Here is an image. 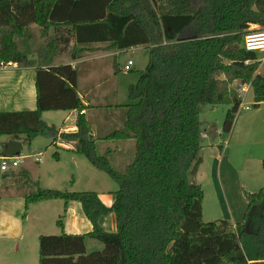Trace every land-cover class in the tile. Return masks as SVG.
<instances>
[{
  "label": "trees",
  "instance_id": "16d2710c",
  "mask_svg": "<svg viewBox=\"0 0 264 264\" xmlns=\"http://www.w3.org/2000/svg\"><path fill=\"white\" fill-rule=\"evenodd\" d=\"M31 24L47 40L45 54L71 42L73 58L138 45L148 50V63L136 70L137 81L128 87V102L95 106L102 120L80 113L77 130L60 134L74 141L71 151L118 184L111 206L93 190L31 188L23 172L0 175V197L10 193L1 179L15 176L11 185L27 206L62 199L65 212L75 200L93 224L91 232L66 233L61 214L62 232L39 236V264H264V186L245 190L247 208L234 224L203 219L204 190L194 180L203 149L199 105L233 104L222 127L231 132L243 102L232 88L235 81L251 85L254 107L264 101L260 51L243 43L251 26L264 28V0H0V61L31 63L17 44L31 37ZM113 68L116 74L122 70L116 56ZM78 75L70 64L38 67L37 108L1 111L0 135L24 143L37 136L55 140L59 132L42 113L87 107L77 89ZM100 140L114 146L100 152ZM123 141H133L132 154L130 147H119ZM120 155L123 170L111 160ZM54 157L59 159L58 151ZM111 212L114 232L103 227ZM87 237L104 247L88 251Z\"/></svg>",
  "mask_w": 264,
  "mask_h": 264
},
{
  "label": "rangeland",
  "instance_id": "374dc122",
  "mask_svg": "<svg viewBox=\"0 0 264 264\" xmlns=\"http://www.w3.org/2000/svg\"><path fill=\"white\" fill-rule=\"evenodd\" d=\"M22 42L24 40H21L20 44L21 49L24 50ZM258 57L261 60L259 72L264 76V53L258 52ZM129 59L134 62V65L131 67L132 70L123 69L117 75L120 81L118 89L122 97L120 100L124 99L125 103L129 101L128 86L137 81L138 74L136 70L144 69L148 63L147 48H131L123 51L119 55V61L123 65ZM232 87L243 98V103L236 114V120L240 113L244 115L243 118L239 119L238 126L236 127L235 120L233 125L235 129L232 136V130L231 132H225L222 127L226 113L228 109L232 108L233 104L223 103L212 105L202 103L199 105L198 117L201 121V142L203 144L201 151L202 161H212L213 155L220 153V145H222L225 151L229 147L228 161H232L239 168V173L235 174L233 178H230V192H232L233 199L230 201V206L225 202L226 207L219 203L214 189L207 179H204L200 173L194 177L195 182H202L204 190L203 219L207 221L227 218L224 216V209L229 208L230 210V207L232 208V213H238L242 219L247 208L245 190L250 192L258 191L264 186V168L262 161H259V158L264 156V104L260 109H256L253 106L255 101L251 85L241 87L239 83H235L232 84ZM99 100L96 102H99ZM93 114H96V112H93ZM93 114L88 115L93 117ZM96 115L99 116L98 112ZM247 115H250V117H247ZM3 138L4 136L0 135V140ZM51 140L52 137H50V141L48 140L47 143L45 136H39L33 143L26 142L21 150L20 155L25 156V159H23L25 163H32L36 160L37 156L42 155L43 160L41 165H33L34 168L33 170L31 169V174L33 172L31 179L35 181H31V188L43 186L69 191H94V188L109 189L113 187L118 189V184L107 173L94 168L85 156H71L62 147L51 146ZM128 143H132L131 146H127V148L130 147L128 150L130 155L134 148L133 141ZM110 144L112 145V142ZM106 146L108 144L105 143L103 146V144L101 145L99 143V151L104 152ZM55 151L59 152V159L54 157ZM111 160L119 170L124 169L123 165L118 163L123 164L124 162L121 155L117 159L113 156ZM117 160L119 161L117 162ZM1 162L2 160L0 159V165ZM89 167L96 173L94 178L88 173ZM15 171L19 173L20 167L16 168ZM103 180L106 181L105 186L102 184ZM8 181L13 182V178L9 180L8 178L3 179V182ZM16 191L21 194L20 190ZM63 210L64 201L62 199L47 201L38 204V206H31L28 218L22 227V235L20 233V235L14 238L7 239L6 235H2L0 232V264H39V236L41 234H58L60 232L57 226V220L60 214L63 213ZM103 247L102 242L97 239H92L89 242L87 250H101Z\"/></svg>",
  "mask_w": 264,
  "mask_h": 264
},
{
  "label": "crops",
  "instance_id": "0c3cea01",
  "mask_svg": "<svg viewBox=\"0 0 264 264\" xmlns=\"http://www.w3.org/2000/svg\"><path fill=\"white\" fill-rule=\"evenodd\" d=\"M53 33L54 31L52 27L49 30V36L53 35ZM17 44L19 48H21L20 45L21 40H17ZM22 44L24 46V50L28 52V58L30 59L31 63L23 64L12 61L13 64H8V63L7 65L0 64V112L36 109L37 108V81H36L37 68L38 67L48 68L49 66H55L59 64H70L73 68H76L79 72L77 89L84 104L87 105V107L81 111L77 109L47 110L42 113V118L48 125L55 127L59 132L55 140L52 138L50 143L51 146L62 147L66 152H69L71 156L80 155L71 151V149L73 148L74 141L65 140L60 136V134L62 132H75L77 130V118L80 113H84L89 118H91L92 116L88 114H93V112H96V114L97 112L98 114L101 113V111L98 108H95V106L104 107L110 104L114 105V104H122L123 102L125 103L124 99L120 100V98L122 99L120 90L118 89V85L120 81L117 78L118 73L116 74L113 68L114 56H116V60L120 64V67L123 70L124 65L120 63L119 55L123 51L129 50L131 48L145 47V46L138 45V46L130 47L125 50H116V51L86 52L82 57L73 58L71 56L70 50L74 45V42H71V44H69V46H67V48L64 50L60 51L59 47H57L55 51L45 54L47 40L45 37L42 36L41 29L36 24H31V37L28 40L22 42ZM235 83H239V82L235 81L233 84ZM110 86L114 88L111 89ZM242 86L245 87L246 85H241V87ZM97 100H99V102H96ZM263 104L264 101L261 102V104L258 107H256V109H260V107ZM96 114H93V117H95ZM99 116L102 120L103 115L99 114ZM243 116H244L243 113H240L237 116L235 127L238 126L239 119L243 118ZM247 117H250V115H247ZM234 129L235 128L233 127L231 136L234 132ZM92 135L95 136L93 133ZM3 136L4 138L0 140V154H1L0 157L5 155L7 142L9 139L12 138L9 135H3ZM38 137L39 136L35 137L30 143H33ZM46 140L48 143V140L50 141V137H46ZM19 141L22 142L24 147L25 143L22 140ZM128 142L130 141L118 142L119 147L127 148V146H131L132 143H128ZM99 143L101 145L103 144V146L105 143L110 146L114 144L112 142L111 145L110 144L111 142L104 140H100ZM220 146H221L220 153L213 155L212 161L201 162L197 174L200 173L201 176L204 177V179H207V181L214 189L215 195L217 196V200L219 201V203L226 207L227 205L225 202H227L230 206V201L231 199H233L232 192H230V178H233L235 174L239 173V168L232 161H228L229 147L225 151L224 147L222 145ZM40 157H41L40 160H35L32 163H25V161H23V159H25L24 156L19 166L9 167L7 171L1 170L0 175H3L6 172L16 173L15 169L20 167L19 172L25 173L28 176V180L30 183L31 181L35 182L34 180L31 179V176L33 175V172L31 174V169L33 170L34 168L33 165L36 166L41 165L43 160L42 155H40ZM263 157L264 156L259 158V161H262V166L264 161ZM88 173L92 176V178H94V176L96 175L95 171L91 170L90 167L88 169ZM35 174L37 175V173ZM14 177L15 176L11 177L8 175L1 179L2 183L10 185L9 195L0 197V232L2 233V235H6L7 239L14 238L20 235V233L22 235V227L25 220H27L28 218L31 206H35V205L38 206V204L47 201H52V200L39 201V202L31 203L27 206L25 198L22 196V194H19L18 191H16L17 186L15 184L11 185L12 181L3 182L4 178L5 179L8 178L9 180L12 178L14 179ZM199 183L202 185L201 181H199ZM102 184L103 186H105L106 181L103 180ZM94 189L96 190L102 201L107 206H111L113 204L115 200V191L117 190L116 188L113 187L109 189L107 188H94ZM231 209H232L231 207L230 210L229 208L224 209V216L227 217L225 219H228L234 224L242 221L243 217L241 219L239 217L240 215L238 213L236 214L232 213ZM63 213H65L64 231L66 233L84 234L92 231L93 224L89 220V218L84 214L81 204L78 201L75 200L69 201L67 203L66 210L65 212L63 210ZM103 227L107 231L114 232L117 230L116 217L113 212L105 216L103 221ZM59 229L60 232L58 234L62 232L60 227ZM92 239L94 238H90V237L86 238L87 249L89 246V242H91Z\"/></svg>",
  "mask_w": 264,
  "mask_h": 264
},
{
  "label": "built area",
  "instance_id": "2783aa9c",
  "mask_svg": "<svg viewBox=\"0 0 264 264\" xmlns=\"http://www.w3.org/2000/svg\"><path fill=\"white\" fill-rule=\"evenodd\" d=\"M243 43H244V47H246V49L248 50H256L264 53V28L251 26L244 33ZM7 63L13 64L12 61H8V62L0 61L1 65H7ZM133 63L134 62L131 59H129L127 63H125L124 69L130 70ZM23 158H24L23 155H15V156L3 155L0 157V159L2 160L0 168L3 171H7L11 166L17 167L22 162ZM40 159H41L40 156L36 157V160H40Z\"/></svg>",
  "mask_w": 264,
  "mask_h": 264
},
{
  "label": "water",
  "instance_id": "95a60500",
  "mask_svg": "<svg viewBox=\"0 0 264 264\" xmlns=\"http://www.w3.org/2000/svg\"><path fill=\"white\" fill-rule=\"evenodd\" d=\"M93 138V135L90 134V139ZM23 149V144L21 141L11 138L7 142V148L5 150V156H15L21 153Z\"/></svg>",
  "mask_w": 264,
  "mask_h": 264
}]
</instances>
